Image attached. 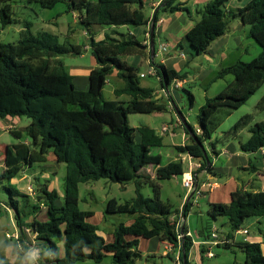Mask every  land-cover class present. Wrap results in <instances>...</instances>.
<instances>
[{
	"label": "trees",
	"instance_id": "1",
	"mask_svg": "<svg viewBox=\"0 0 264 264\" xmlns=\"http://www.w3.org/2000/svg\"><path fill=\"white\" fill-rule=\"evenodd\" d=\"M10 1L0 0L3 27L13 24ZM35 1L44 9H54L58 4L65 3L69 6L68 12L78 14L80 23L89 35V47L97 68L89 76V88L78 90L60 57L82 55L85 46L69 42L62 44L58 36L47 32L35 35L29 22L25 23L18 43L0 44V118L30 119L25 132L31 140L29 145L19 143L6 147V169L0 177V185L3 182L11 184L28 168L46 163V155L51 149L56 161L66 165L63 205L57 204L58 192L50 190L48 185H41L37 179L35 197L13 186L6 188L9 194L6 206L15 212L17 226L20 229L28 227L36 234V248L41 252L39 260L43 264H78L86 261L102 264L108 254L112 255L113 264H137L142 259L137 250L139 239L158 238L177 247L179 235L172 217L174 214L181 215L180 219L187 217L191 201L185 204L181 214L178 211L172 213L161 200L160 182L183 176V162L164 164L161 156L152 155L153 149L163 147V138L158 131L149 127L132 128L128 123L129 114H162L168 107L161 99H156L154 89L142 86L134 67L120 60L122 56L143 55L142 48L146 49L147 46L132 35L116 39L106 34L103 40L96 41L89 30L95 25L147 28L155 17V38L161 12L176 14L190 13V10L182 3L176 4L178 0H164L150 19L143 11L142 0H98L97 4L88 0ZM231 1L234 0H210L198 13L201 19L186 34L185 40L198 56L206 55L211 46L230 31L227 21L230 16L250 27L249 37L261 47L262 53L250 62L238 61L223 67L214 81L227 76H233V81L222 93L207 99L200 109L197 116L200 134L190 127V132L184 130L190 142L176 147V151L201 163L198 174L206 169L212 173V161L205 143L211 141L220 128L218 113L227 109V115H230V112L239 110L264 86V0H252L244 8L227 12L226 4ZM155 66L161 87L164 84L170 87L182 79L173 69L160 64ZM115 69L119 70L117 77L124 82V87L115 90L114 94L117 97L129 96L127 105L104 98V88ZM189 99L192 106L194 97L191 93ZM258 107L264 110V98ZM251 122V116L243 117L225 136H238ZM249 133L250 137L240 145V151L245 154L263 151L264 122L256 124ZM14 134L18 135L16 132ZM212 147V153L219 155L215 144ZM205 154L210 162L209 168ZM149 167L156 168L154 178L145 171ZM102 179L119 184L134 182L136 186L133 201L120 204L112 199L107 203V215L136 216L133 224L121 225L114 232V241L109 244L98 235L97 227L87 222L94 214L79 209L80 185ZM147 185L152 188L154 199L143 196L142 189ZM42 206L47 209V220L40 222L35 219L26 224L25 209H32L37 216ZM208 214L213 220L227 217L232 232L236 233L247 219L264 218V192L238 189L232 193L229 204H211ZM183 232L181 262L189 264L193 242L187 236L186 227ZM230 238L232 236L228 235L227 240ZM20 243L21 247L15 242V250L27 256L29 248L22 239ZM61 243L64 247L63 257L60 256ZM10 245L11 241H5L0 245V250ZM234 245L245 254V264H264L260 244L241 242ZM206 253V248L202 247L201 259Z\"/></svg>",
	"mask_w": 264,
	"mask_h": 264
},
{
	"label": "rangeland",
	"instance_id": "2",
	"mask_svg": "<svg viewBox=\"0 0 264 264\" xmlns=\"http://www.w3.org/2000/svg\"><path fill=\"white\" fill-rule=\"evenodd\" d=\"M92 4H97L98 0H88ZM245 0H243L244 2ZM186 2L185 0H178L176 4ZM192 2L189 3V12H184V16L187 20L200 21L201 16L198 14L196 9L192 8ZM11 7L12 16L11 19L13 24L6 27L2 26L0 21V44H16L21 39V33L24 30L25 23L29 22L32 24V33L37 35L38 33L47 32L58 36L60 42L63 44L69 42L72 45L80 47H89V35L84 30L82 24L78 19V14L68 12V5L65 3L58 4L54 9H44L35 0H11L9 3ZM203 10V9H202ZM227 10H232L227 8ZM235 11V10H233ZM145 15L149 18L154 16L152 9L148 6L144 9ZM175 14L171 13H160V18H169ZM190 20V21H191ZM230 28L233 30V37L224 49L227 50L228 59L225 61H220L221 57L218 53H208L206 55L198 56L190 44L183 38L177 46L180 48L178 51L180 55H184L181 59L179 56L174 58L171 56L170 67L177 71L182 79V89H175L172 85L171 89V100L169 101V107L166 106L165 112L162 113V118H158L156 114H129L128 123L132 128L149 127L155 130H159V125L167 126L169 132L166 134H161L163 138V149H173L174 144H181V137L183 130L177 127V118L181 120V123L185 122L187 126L197 130V116L200 109L205 105L207 99H211L222 93L227 87L228 83L233 81V76H227L224 79L214 81L217 73L226 66L232 65L238 61L250 62L257 58L261 53V47L249 37L250 27L243 25L240 20L233 19L230 16L227 17ZM194 23V21H191ZM238 23L241 26L236 28ZM113 31L117 35L128 36L134 34L136 40L143 42L144 37L142 34V27H113ZM141 29V33L139 31ZM236 29V30H235ZM90 33L94 35L96 41L99 39L100 26H92L90 28ZM110 30L107 33L110 34ZM119 37V36H118ZM161 43L172 44L175 42L169 37V34L161 32L160 34L155 32L154 46L156 54L160 51ZM181 43V44H180ZM150 49V42L149 47ZM182 48V49H181ZM133 56V55H132ZM135 56V55H134ZM162 57L165 54H161ZM63 61L67 72L73 77V83L75 87L79 90L83 84L85 88V81L88 78V74L93 68H97L96 61L91 53V49H82V55H65L60 57ZM214 59V62L210 60ZM121 60V59H120ZM122 61V60H121ZM124 62V61H122ZM161 60L157 59L156 64L159 65ZM125 63V62H124ZM127 64V63H126ZM129 65V64H127ZM137 70V74L141 79L143 87H150L152 89L161 90L160 85L155 77H146V64H133L129 65ZM119 70L115 69L112 76L108 78L107 84L104 88L103 95L107 101H119L124 105H127L130 101L129 96H115L114 92L117 89L124 87V82L117 77ZM87 87V86H86ZM189 93L194 97V103L191 106L189 99ZM164 100L166 99L163 95ZM264 98V86L259 89V91L239 110L229 112L227 109H222L217 118L221 121L220 128L218 132L213 136L211 141L205 143V148L210 156L214 167L217 169H223L227 165L228 157L222 155L221 158H216L212 153V146L215 144L218 153H223L226 149L228 143L234 142L236 145L243 144L247 142L250 137L249 130L256 124L264 122V110L259 109L258 105L260 101ZM163 101V100H162ZM167 102V101H166ZM171 105V106H170ZM172 108V109H171ZM178 112L181 114L178 115ZM245 116H251V124L242 130L238 136L229 137L225 136L238 121H240ZM7 119V118H6ZM5 119L0 118V147L13 146L15 144L24 143L29 141L25 128L30 124V119L14 118L9 120V122L4 121ZM184 120V121H183ZM17 121V122H16ZM12 125L15 129L10 131L6 129L5 126ZM4 126V127H2ZM3 129V130H2ZM14 132L18 133L16 136ZM239 146V145H238ZM183 147V146H182ZM177 152V151H176ZM1 153V152H0ZM157 154L156 149L152 150V155ZM47 161L42 164H35L26 170L33 181V185L37 186V180L41 185L52 186L58 194L59 200L58 205L64 204V180L66 177V165L58 163L55 160L53 150H49L46 155ZM176 161H182L184 165V171L189 172V164L199 163L197 160H191L187 158L183 161L182 158L177 157ZM173 161V162H176ZM253 166L258 169V172H264V167L262 166V159L259 155L254 154L252 158ZM166 164L171 163L172 160H165ZM194 162V163H193ZM165 164V163H164ZM43 174H47V177H42ZM216 179L210 181L208 178L207 170L202 171L198 174L197 178L200 184L205 182L217 183L220 186L226 184L229 181L228 172L219 173L216 172ZM233 176L239 178L242 182H246L249 177H252L254 185L257 189L247 190L248 192H259L261 190V182L259 181V175H254L249 171L241 172L235 170ZM254 175V176H253ZM183 176H178L174 180L160 182L161 186V200L164 204L168 205L170 211L175 213L183 203L184 197L187 199L190 195L187 194V189L183 186ZM13 186L18 188L17 183L9 184L3 182L0 185V204L3 205L0 213V230L12 233L13 223L15 220V212L9 209L11 212L4 208L6 203L9 201V194L6 190L7 187ZM223 187V188H222ZM228 187L221 186L219 189L203 191V197L197 198L196 195L191 199V207L189 213L191 214L188 227L192 230L196 238H202L207 234H210V238L213 234H217L220 239L224 235H231L232 241L235 233L232 232L230 228L229 219L227 217H220L217 220L210 218L208 212L210 210L211 204H229L230 199L227 195ZM142 194L145 198L154 199V192L150 186H144L142 189ZM136 198V186L134 182H127L124 184L113 183L110 180L102 179L97 182H90L80 185L79 188V209L83 212H92L93 217L87 220L88 223L94 225L98 229V235L103 238L106 244L112 243L114 241V232L121 226H130L134 223L136 216L129 215H107L105 210L107 203L115 199L120 204L126 202H131ZM8 208V207H7ZM179 212V211H178ZM26 219L24 220L26 224L32 223L37 216L32 212V209H25ZM175 219L173 222H179V216L175 214ZM41 220H46V212L41 216ZM22 218H25L22 215ZM40 220V219H39ZM253 221L262 222L260 224L252 225ZM246 232H251V235L258 233V230L264 231V218H250L244 222L242 227ZM2 235V234H1ZM0 235L2 239L3 236ZM238 242H246V237H236ZM60 245V244H59ZM61 248L64 250L63 243H61ZM202 248V247H201ZM200 248V249H201ZM207 248V247H203ZM214 258H207L204 256L202 259V264H245L246 256L242 250L234 245L226 248L222 245L209 247ZM137 250L141 253L142 259L138 261L137 264H173L172 260L168 257L163 256L164 247L158 238L155 240H144L139 239V245ZM113 258L111 254H108L104 259L102 264H113ZM78 264H95L93 261H86ZM189 264H199L193 258H191Z\"/></svg>",
	"mask_w": 264,
	"mask_h": 264
},
{
	"label": "crops",
	"instance_id": "3",
	"mask_svg": "<svg viewBox=\"0 0 264 264\" xmlns=\"http://www.w3.org/2000/svg\"><path fill=\"white\" fill-rule=\"evenodd\" d=\"M142 1L144 3L143 11H144L145 7L149 6L152 9V13H154L160 6V5L159 6L157 5L158 0H142ZM185 1L186 2H183L185 8H188L189 3L192 2L191 3L192 8L196 9L197 12H198V11L202 10L205 7V5L210 0H185ZM251 1L252 0H245L244 2H243V0L231 1V2L226 4V11L230 12V11H233V10L244 8ZM227 8L232 9V10H227ZM149 18L151 19L152 17H149ZM190 20H191V18H190ZM190 20H187L185 18L183 12L176 13L174 16L169 17V18H160V20H159V22H158V24L156 26V32L159 33V34L161 32H165V33L169 34V37L171 39H173V41L175 42L174 45L168 44L170 48H169L168 52L165 54L164 57L161 56L162 53L160 51L153 56L151 54V49H149L148 46H147L146 49L142 48V51H144L143 55L136 54L135 56L134 55L133 56L132 55L131 56H122V57H120V59L122 61H124L125 63L129 64V65L146 64V66H145L146 69L149 67L150 63H152L154 66L157 65L156 64V60L159 59V60H161L160 65H164V66H166L169 69H174V68L169 66V64L172 62L171 61V56H173L174 58L179 56L181 59H183V57L180 55V52L178 51V49L180 47L177 46V45L179 44V42L183 38L185 39L186 34L194 27V25L197 22H199V21L195 22V20L193 19L191 21H194V23H192ZM240 26H241V23H238L236 28H238ZM108 29L111 31L110 35H113L112 37H114L116 39H122L123 35L114 34L115 32L113 31V29H114L113 27L100 26V32H99L100 36H99L98 41H101V40H103L105 38V35L108 34L107 33ZM150 29H151V25L148 26L147 28L142 27V34H143V37H144V40L142 42L143 46L147 45L148 35H150ZM139 31L141 33V29H139ZM131 35L136 38V36L134 34H131ZM232 37H233V30H232V28H230V31L228 32V34L225 35L224 37L218 39L211 46L209 52L210 53H218L219 56L221 57L220 61H225L226 59H228V54H227V50L224 49V47L227 44H229L230 40H232ZM149 40H150V38H149ZM85 49L89 50L90 48L85 47ZM210 61L215 63L214 59H211ZM94 69L95 68H93L90 72H92ZM90 74L91 73L88 74V78L85 81V84H86L87 87L85 86V88H83V84H80L82 90H87L89 88V76H90ZM157 81H158V83L160 85V89L161 90L160 91L156 90V99L163 100V102L165 104H167L168 107H169V102L167 101V99L164 100V98H163L162 87H161L160 81L158 79H157ZM141 84H142V82H141ZM182 87L183 86H181V89H182ZM145 88H150V87H145ZM170 99H172L171 96H170ZM156 115L158 116V118H162V114H156ZM11 119H13V118L8 117L4 121L9 122V120H11ZM14 120H15V118H14ZM161 126H163V124L159 125V129H160ZM2 127H4V126H2ZM5 127H6V129H8L10 131H13L15 129L12 125H7ZM189 142H190V137L188 135H186L185 131L183 130L182 137H181V144L180 145L179 144L178 145L174 144V148L173 149H163V147L162 148H158V149H156L157 154H153V155L154 156H161L162 159H163V162L165 164H166V162H165L166 159H168V160L171 159L172 162H173V161H176L177 157H180V158H182L183 161H186L187 158H190V157L187 156V155L178 154L176 152V147L185 146V145L189 144ZM24 144L29 145L30 142L29 141H25ZM238 145H236L234 142H230V143H228V145H227V147H226V149L224 150L223 153L221 152V153H219V155H215V157L217 159L221 158L222 155L227 156L229 158L228 161H227V165L223 169H217V168L214 167V163H211L212 173L211 174L208 173V178H209L210 181H212V180L216 179V174H215L216 172H219V173L228 172L229 181L226 184L221 185V186L228 187V192H227L228 198L226 199V201L228 199H230V201H231L232 193H234L238 189L249 190L251 188V189H253V191H255V189H257L256 186L254 185V181H253L252 177H249L250 179H248L245 183L244 182L241 183L240 182L241 180L239 178H236V176H233L234 175L233 173H234L235 170L241 171V172H248V173L250 171L254 175H259L260 176L259 177V181L261 182V190L259 192H264V172H258V169L253 166L252 158H253L254 154L242 153L240 151L241 143L238 144ZM5 150H6L5 146L4 147H0V152H1L0 153V177L4 174L5 169H6L5 168V164H4ZM256 154L261 157L262 166L264 167V150L260 151V152H258ZM55 160H56V158H55ZM196 164H198V163H196ZM145 171L148 174H150L153 178L155 177V172H156V168L155 167H149ZM47 176H48L47 174H43L42 177L45 178ZM175 178H173L172 180H174ZM32 181H33L32 177L29 174H27V172L25 171V172L22 173V175L20 176L19 179L14 180L11 184L17 183V185H18L17 189L20 192H22V193L28 194L26 189H27L28 185L34 186ZM215 184H217V183H215ZM217 185H218L217 189H219L221 186L219 184H217ZM49 189L50 190H55L54 188H52V186H49ZM186 198L187 197L185 196L182 205L177 210V211H179L180 214L182 213V211L184 209V206H185L184 202H185ZM187 201H188V199H187ZM1 208H3V205L0 204V213H1ZM4 208L6 210L8 209L7 211L11 212L9 210V208H7V206L4 205ZM45 212H47V209L45 208V206H42V211L39 214H37V220L40 219L39 220L40 222H45L47 220V218H46V220H41V218H42L41 216ZM175 217L176 216L174 214L172 219H175ZM190 218H191V214L190 213H188L187 217H182L183 228L184 227L187 228V232H188V234L191 235L190 238L192 239V242H193V247H192V249L190 251L188 261L190 262L191 258H193L197 263L202 264V259H201V256H200V248L201 247H207L206 250L209 251V245H206V243L210 242L212 240V238H210V234H207L206 236H203L202 238H196L194 233L192 232V230L188 227V223L190 221ZM251 224L252 225L260 224L261 226L263 225L262 222H260V221H253ZM15 227L20 229L17 226L16 221L14 220L12 233L14 232ZM3 233H4V230L1 229L0 230V235L2 234L1 236H3V235L4 236H3L2 239L0 238V245L2 243H4L5 241H8L6 239V234L9 233V232H6L5 234H3ZM227 236L228 235H224L220 239V241H226V244H224V245L222 244V246L232 245V243L233 244L241 243V242L236 241V237L242 236V237H246V242L260 244L261 248H262V252L264 254V231H262V230H258V233H254V234L251 235V232H246L245 230L241 229L240 231L235 233L233 241H232V238L227 240ZM21 238L24 241V243L27 245V247L29 248V251H28L29 254L27 256H25V255H23L20 252V250H15V242L11 241V245L7 249L0 250V264H43L40 260L35 259L31 255V251L33 249H36V246L38 245V242H37L36 237L34 236V234L33 235L32 234H22ZM161 243H162V245L164 247L163 256H165V250H166V245L167 244H166V242H161ZM59 249H60V256L63 257L64 256V250L61 248V244L59 245ZM168 258H170V257H168ZM170 259L173 262V257L172 256H171ZM173 264H174V262H173Z\"/></svg>",
	"mask_w": 264,
	"mask_h": 264
},
{
	"label": "built area",
	"instance_id": "4",
	"mask_svg": "<svg viewBox=\"0 0 264 264\" xmlns=\"http://www.w3.org/2000/svg\"><path fill=\"white\" fill-rule=\"evenodd\" d=\"M164 0H158L157 5H161V3ZM150 35H148V42L147 45L149 47V40ZM169 45L161 43L160 45V50L162 51V54H166L169 50ZM184 58V55H181ZM145 76L146 77H155L156 79H158L159 81H161L160 76L158 75V71L156 66H154L152 63L149 64V67L146 69L145 72ZM175 89H181L182 86V82L181 81H175L173 84ZM172 85L170 87H162V94L165 96V98L167 99V101L169 102L170 96H171V89H172ZM177 127L181 125V120L179 118H177ZM169 132V128L167 126H161L160 129L158 130V133L161 134H166ZM197 133L200 134V131L197 130ZM192 160V158H190ZM202 168L201 163L199 162L198 164H189V172H186L184 174V179H183V186L185 189H187V194L190 195L192 192H194V195L197 196V198H202L203 197V191L205 189H208L210 191L215 190L218 188V185L215 183H211V182H205L200 184V182H198V178H197V171H199ZM27 193L28 195H30L31 197H35L36 195V191H35V187L32 185H28L27 186ZM181 215L179 216L180 219ZM173 220V219H172ZM176 222V221H175ZM174 222V223H175ZM176 227H177V231H178V240H179V244L177 247H175L173 244L166 242V250H165V256L166 257H173V262L174 264H182L181 262V240L184 239L185 235L184 233H181V229L183 227L182 224V219H180L179 222H176ZM22 234H34V236L36 237V234L28 227H24L22 229H18L17 227H15L14 232L13 233H7L6 234V239L9 241H14L16 242L19 247H21V235ZM188 237H191L190 234H187ZM212 240L208 243H206V245H209V247L212 246H220V245H224L226 244V241H220V237L217 234H213V236L211 237ZM21 249V248H20ZM29 254V253H28ZM31 255L39 260L41 257V252L39 249H33L31 251ZM205 256H207V258H213V254L211 253V249L209 248V251H207V253L205 254Z\"/></svg>",
	"mask_w": 264,
	"mask_h": 264
},
{
	"label": "water",
	"instance_id": "5",
	"mask_svg": "<svg viewBox=\"0 0 264 264\" xmlns=\"http://www.w3.org/2000/svg\"><path fill=\"white\" fill-rule=\"evenodd\" d=\"M140 9H142V6H139ZM154 28H155V17L152 19V23H151V29H150V49H151V54L154 56L155 55V46H154ZM164 87H168L166 84H164ZM178 115L181 116V114L178 112ZM184 121V120H183ZM181 130H185L187 132H190V128L189 126L186 125L185 122L181 123V125L179 126ZM205 158L207 159V163H208V168L210 166V162L208 160L207 155L205 154ZM207 170V169H206ZM194 197V192H192L188 198L187 202H190L191 199ZM181 233L183 234V227L181 229Z\"/></svg>",
	"mask_w": 264,
	"mask_h": 264
}]
</instances>
